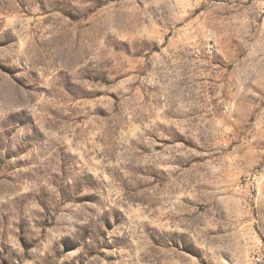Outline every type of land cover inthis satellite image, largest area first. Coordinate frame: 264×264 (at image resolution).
I'll list each match as a JSON object with an SVG mask.
<instances>
[{"label": "rangeland", "instance_id": "rangeland-1", "mask_svg": "<svg viewBox=\"0 0 264 264\" xmlns=\"http://www.w3.org/2000/svg\"><path fill=\"white\" fill-rule=\"evenodd\" d=\"M264 264V0H0V264Z\"/></svg>", "mask_w": 264, "mask_h": 264}, {"label": "built area", "instance_id": "built-area-1", "mask_svg": "<svg viewBox=\"0 0 264 264\" xmlns=\"http://www.w3.org/2000/svg\"><path fill=\"white\" fill-rule=\"evenodd\" d=\"M255 261L258 264V263H261L262 262V259L260 257H257V258H255Z\"/></svg>", "mask_w": 264, "mask_h": 264}]
</instances>
